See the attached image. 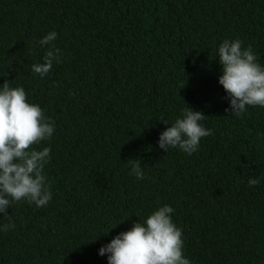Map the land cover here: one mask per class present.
Listing matches in <instances>:
<instances>
[{
	"label": "trees",
	"instance_id": "1",
	"mask_svg": "<svg viewBox=\"0 0 264 264\" xmlns=\"http://www.w3.org/2000/svg\"><path fill=\"white\" fill-rule=\"evenodd\" d=\"M53 31L62 63L41 78ZM225 39L264 66V0H0V85L55 122L36 146L51 148L52 199L0 213V264H108L99 249L164 205L191 264H264V107L225 111ZM188 106L212 134L165 152L160 134Z\"/></svg>",
	"mask_w": 264,
	"mask_h": 264
},
{
	"label": "clouds",
	"instance_id": "2",
	"mask_svg": "<svg viewBox=\"0 0 264 264\" xmlns=\"http://www.w3.org/2000/svg\"><path fill=\"white\" fill-rule=\"evenodd\" d=\"M57 38L53 31L39 41L41 47L50 46L44 62L31 68L41 78L49 74L54 63H62L63 52L54 43ZM242 44L239 39H225L218 48L219 63L223 66L219 84L230 98V109L225 111L238 117L249 106L264 107V66L258 62L252 46L244 48ZM206 118L202 111L189 106L183 109L182 118L160 134L159 147L165 152L179 148L192 155L198 151L201 139L212 134L202 123ZM54 132L55 122L38 104L27 101L23 87H11L7 80L0 85V213L7 215V210L21 201L38 208L49 204L52 192L44 169L51 148L37 150L36 146L50 141ZM128 162L132 165L130 175L138 180L146 178L139 159ZM259 183V179L249 178L250 187ZM173 212L169 205L159 207L143 223H135L102 246L99 254L107 255L108 264H191L183 255V232L173 222ZM14 228V223L6 224L2 230Z\"/></svg>",
	"mask_w": 264,
	"mask_h": 264
}]
</instances>
